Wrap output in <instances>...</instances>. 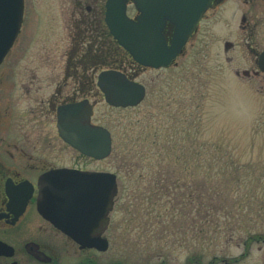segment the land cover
Masks as SVG:
<instances>
[{"label": "rangeland", "instance_id": "1", "mask_svg": "<svg viewBox=\"0 0 264 264\" xmlns=\"http://www.w3.org/2000/svg\"><path fill=\"white\" fill-rule=\"evenodd\" d=\"M104 4L105 0H27V10L36 12L35 25L41 33L36 35L35 47L42 46V38L49 39L45 34L49 27L56 28L64 20L62 7L69 9L70 18L75 7L86 11L87 6L98 8L103 17ZM51 6L54 12L49 14ZM129 13L136 12L131 7ZM58 32L55 29L53 39L48 40L53 53L61 43ZM206 40L204 26L198 41L188 44L176 65L135 73L128 69L147 87L139 106L115 108L103 99L97 104L93 121L113 134L110 157L78 160L72 152L68 154L67 163L118 176V205L112 214L115 233L108 255L119 245L139 244L153 246L154 252L162 248L167 258L179 264H185L190 255L205 263L218 256L217 264H226L221 259L243 264L235 261L243 249L241 241L250 236L264 240V76L244 77L248 60L234 53L228 55L229 60L219 42L210 48ZM116 55L124 67L126 53L117 48ZM140 158L143 161L137 163ZM162 168L187 174L188 185L193 187L198 183L196 171L213 178L222 173L218 176L222 179L215 178L212 184L223 189L217 202L227 207V214L219 213L225 227L215 229V235L213 230L205 231L206 236L199 238L194 209L184 215L188 209L171 204L167 196L150 198L154 191L147 177ZM142 173L146 178H140ZM250 245L244 264H254L263 254L258 248L264 249L263 241Z\"/></svg>", "mask_w": 264, "mask_h": 264}, {"label": "flooded vegetation", "instance_id": "2", "mask_svg": "<svg viewBox=\"0 0 264 264\" xmlns=\"http://www.w3.org/2000/svg\"><path fill=\"white\" fill-rule=\"evenodd\" d=\"M206 3L204 0L205 9L189 43L198 41L205 26L208 47L213 48L219 42L226 56L241 54L250 65L242 71L244 77L264 76L260 66L264 53V0H209ZM83 9L75 7L70 18L69 9L61 8L60 16L64 20L45 32L50 40L55 29L61 34V43L53 53L49 51V39L42 38V46L35 47L36 35L41 34L35 25L37 14L25 6L20 31L0 61V264H179L173 257L167 258L162 248L154 252L151 245H119L115 253L108 255L110 238L115 233L112 214L117 209V199L110 223L102 233L108 241L105 251L80 246L40 212L43 175L64 168L89 170L67 163L69 152L78 160H95L62 139L57 127L59 109L81 102H89L95 108L103 99L97 85L98 74L118 62V46L100 11L92 10L91 6L86 11ZM164 35L171 40L170 24ZM128 59L126 70L135 73L144 69ZM235 74L240 76L241 72L236 70ZM92 122L95 124L93 119ZM253 241L264 242L259 237L243 239L239 245L242 252L235 261L244 264ZM258 248L263 254L254 264H264L263 246ZM217 259L214 256L205 263L190 255L185 264H217Z\"/></svg>", "mask_w": 264, "mask_h": 264}, {"label": "water", "instance_id": "3", "mask_svg": "<svg viewBox=\"0 0 264 264\" xmlns=\"http://www.w3.org/2000/svg\"><path fill=\"white\" fill-rule=\"evenodd\" d=\"M139 11L135 19L127 15L128 0H108L106 22L118 40L140 64L160 68L168 66L183 50L195 29L193 0H133ZM207 5V3H206ZM204 9H202L199 13ZM24 0H0V56L13 44L23 21ZM175 26L169 46L164 35L167 22ZM0 58V59H1ZM264 71V54L260 59ZM98 85L105 101L113 107H134L145 98V87L118 70L99 74ZM93 108L88 102L59 109L61 137L83 154L105 159L111 154V133L91 124ZM41 188L39 209L82 247L108 248L101 234L109 224V212L117 193V176L59 170L46 174Z\"/></svg>", "mask_w": 264, "mask_h": 264}, {"label": "trees", "instance_id": "4", "mask_svg": "<svg viewBox=\"0 0 264 264\" xmlns=\"http://www.w3.org/2000/svg\"><path fill=\"white\" fill-rule=\"evenodd\" d=\"M141 161L143 160L140 158L137 163H141ZM150 174L151 176L147 177V179L154 191L150 195V198L154 196L155 199H162L164 196H167L171 204L174 203L175 206L181 204V206L184 205L183 208L185 210L188 209L183 212L184 215L187 212L193 213L194 209L195 219L197 220L196 230H198L197 235L199 238L206 236L205 231L209 232L213 230L212 233L215 235L217 232L215 229H223L225 227L220 222L219 213L227 214V207L218 204L220 202L218 199L223 196V189L219 185L212 184L213 179H222V176L218 178L222 173L215 174L214 176L216 177L213 178V175L209 176L203 174L201 171H196L198 183L196 182L195 187L188 185L189 180L187 178L189 176L185 173H176L170 169L162 168L152 171ZM140 178H146V174H140ZM177 199L181 201L177 202ZM181 212V210H178V213L181 214ZM228 219L229 217L226 220L228 221ZM228 225L229 223H227V227ZM212 233H208L207 235H212Z\"/></svg>", "mask_w": 264, "mask_h": 264}]
</instances>
